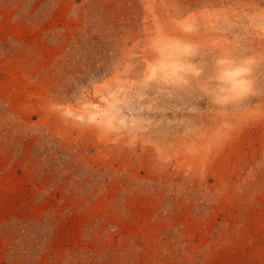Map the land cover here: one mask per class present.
Wrapping results in <instances>:
<instances>
[{
	"label": "rangeland",
	"instance_id": "rangeland-1",
	"mask_svg": "<svg viewBox=\"0 0 264 264\" xmlns=\"http://www.w3.org/2000/svg\"><path fill=\"white\" fill-rule=\"evenodd\" d=\"M0 264H264V0H0Z\"/></svg>",
	"mask_w": 264,
	"mask_h": 264
}]
</instances>
